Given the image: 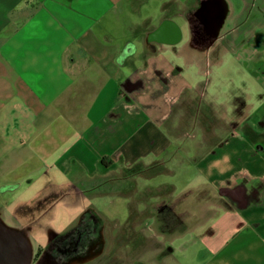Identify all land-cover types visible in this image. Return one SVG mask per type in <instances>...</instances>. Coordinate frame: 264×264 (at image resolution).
<instances>
[{"label": "crops", "instance_id": "1", "mask_svg": "<svg viewBox=\"0 0 264 264\" xmlns=\"http://www.w3.org/2000/svg\"><path fill=\"white\" fill-rule=\"evenodd\" d=\"M188 2L0 0V191L49 164L48 197L19 202L25 217L21 205L45 212L67 192L53 166L70 194L125 170L129 211L146 212L135 225L154 228L149 264H264V15L224 31L227 11L204 45L148 41L175 16L193 35ZM204 55L215 65L206 81ZM178 175L180 187L162 178ZM15 220L5 222L31 223Z\"/></svg>", "mask_w": 264, "mask_h": 264}, {"label": "rangeland", "instance_id": "2", "mask_svg": "<svg viewBox=\"0 0 264 264\" xmlns=\"http://www.w3.org/2000/svg\"><path fill=\"white\" fill-rule=\"evenodd\" d=\"M204 0H189V7L192 11L191 23L192 29L188 20L182 19L179 16H175L177 22L179 21L180 26L183 30V37L180 43H201L207 44L210 43V40L213 39L212 36L207 35L202 29L198 31L196 26L201 25L198 19H195V15L200 7L203 5ZM229 4L230 16L227 18L223 30L233 28L236 25H240L243 28L252 27L257 28L260 26L258 23H253L251 21L246 22V16L249 13L264 15V0H224ZM233 12V15H232ZM195 32V34H194ZM192 53V52H191ZM196 53V52H195ZM212 57V56H211ZM204 59V60H203ZM205 73L203 74V80L206 81L214 75L215 65L212 62L214 58L203 56ZM207 59H210L211 62H205ZM207 87H202V91L208 93ZM200 100H204L200 95H198ZM206 106H200L203 110ZM201 125L205 124L204 120H200ZM205 121H209L205 118ZM208 134V133H207ZM48 163H35L31 164L29 168V173L24 178H18L15 180L14 187L11 191L2 192L0 191V205L3 207L1 213H4L3 218L9 224L14 225L16 223L15 218L20 220H25V222H31L32 225L29 230L31 231V241L33 247L36 250V247L46 241L48 236L46 235L47 225L52 226L57 232L63 233L67 231L74 223L77 221L78 216L80 215L83 206L89 202H94L96 207L94 212L97 213L98 218L102 225H104V235L106 239L105 252L99 254L96 257L95 262H90L89 264H134L138 258H146L147 264L149 261L152 262L154 254L151 250V238L148 237L153 233L154 228L149 225V219L145 218L142 229L138 230L140 226L137 223V220L142 218V215H146V212H138L133 208L131 212L129 211V200L134 198L132 188L135 186V182L132 178L126 179L123 178L127 173L125 170H119L107 174L98 179L88 181H78L79 184L82 182L81 191L78 189V193L70 194L68 191L69 187L74 186L72 178L64 175L57 167L50 169L49 173L56 176L57 183H62L61 191L66 189L67 192H63L59 197V201L56 202L50 208H46L45 212L42 210V206H39V203L34 204L33 207L27 208L21 205L20 211L24 214L25 217H22L17 212V205L19 202H29L31 200H36L40 198H46V195L49 188L46 187V179L48 177ZM24 170V169H23ZM24 175L26 171H23ZM164 181L175 179L181 185V178L178 175L177 177L164 176L162 177ZM77 183V182H76ZM3 190V189H1ZM128 196H127V195ZM42 199V200H43ZM26 203V204H27ZM48 204V201L44 202ZM134 203V202H133ZM20 208V207H19ZM24 208V209H23ZM26 208L29 210L27 213ZM24 210V211H23ZM130 213V215H129ZM129 215V217H128ZM102 220V221H101ZM144 236V242H140L139 238ZM143 238V237H142ZM152 244V245H151ZM176 245L180 246V243ZM181 248V247H180ZM178 248L176 249V252ZM185 251V249H181ZM182 252H179L181 254ZM96 254V253H94ZM178 254V253H177Z\"/></svg>", "mask_w": 264, "mask_h": 264}, {"label": "flooded vegetation", "instance_id": "3", "mask_svg": "<svg viewBox=\"0 0 264 264\" xmlns=\"http://www.w3.org/2000/svg\"><path fill=\"white\" fill-rule=\"evenodd\" d=\"M221 7L222 1L204 0L195 15L201 23L195 24L196 29L207 34ZM82 210L74 225L63 233L54 231L51 226L46 228L48 239L39 243L36 250L33 247L31 264H86L101 254L105 243L104 226L91 207ZM31 226L26 224L20 229L26 232Z\"/></svg>", "mask_w": 264, "mask_h": 264}, {"label": "water", "instance_id": "4", "mask_svg": "<svg viewBox=\"0 0 264 264\" xmlns=\"http://www.w3.org/2000/svg\"><path fill=\"white\" fill-rule=\"evenodd\" d=\"M222 1V7L210 26L209 34L212 38L217 35L228 11L227 2ZM183 32L179 23L173 19H164L148 35V41L176 44L182 40ZM213 39L210 40L212 42ZM34 248L26 232L18 227L7 224L0 217V264H31Z\"/></svg>", "mask_w": 264, "mask_h": 264}, {"label": "clouds", "instance_id": "5", "mask_svg": "<svg viewBox=\"0 0 264 264\" xmlns=\"http://www.w3.org/2000/svg\"><path fill=\"white\" fill-rule=\"evenodd\" d=\"M124 59H125V57H123V56L118 57L116 62H117L118 64H119V63H122Z\"/></svg>", "mask_w": 264, "mask_h": 264}, {"label": "trees", "instance_id": "6", "mask_svg": "<svg viewBox=\"0 0 264 264\" xmlns=\"http://www.w3.org/2000/svg\"><path fill=\"white\" fill-rule=\"evenodd\" d=\"M102 163L107 165V161H106V158H102Z\"/></svg>", "mask_w": 264, "mask_h": 264}]
</instances>
